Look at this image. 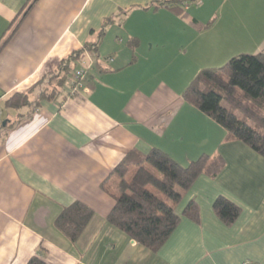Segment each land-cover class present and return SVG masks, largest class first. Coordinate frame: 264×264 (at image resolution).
<instances>
[{
  "label": "crops",
  "instance_id": "obj_1",
  "mask_svg": "<svg viewBox=\"0 0 264 264\" xmlns=\"http://www.w3.org/2000/svg\"><path fill=\"white\" fill-rule=\"evenodd\" d=\"M28 1L0 0V264H264V158L182 97L202 69L264 56V0H188L180 13L172 0ZM78 52L70 67L83 90L3 108L14 93L38 101L44 78ZM151 149L181 166L202 155L224 165L183 193L156 252L107 222L113 170ZM219 197L239 209L230 225L213 209ZM73 203L92 212L74 242L56 226Z\"/></svg>",
  "mask_w": 264,
  "mask_h": 264
},
{
  "label": "trees",
  "instance_id": "obj_2",
  "mask_svg": "<svg viewBox=\"0 0 264 264\" xmlns=\"http://www.w3.org/2000/svg\"><path fill=\"white\" fill-rule=\"evenodd\" d=\"M37 0H29L30 7ZM188 0H172L173 8L181 12ZM169 2V3H170ZM103 31L98 36V41ZM98 42L86 47L94 52ZM81 52L62 61L56 72L46 76V87L38 101L30 102L27 94L14 93L4 101L3 108L19 109L37 106L41 100H54L68 83L72 68L70 60L78 59ZM67 93V92H66ZM68 95L72 96L68 91ZM186 103L222 127L230 140L240 141L264 158V56L240 54L217 68L202 69L182 93ZM24 117H29L27 114ZM22 118V116H21ZM7 120L5 121L7 126ZM220 156L202 155L187 166H181L166 153L151 149L145 156L131 152L113 170L118 182L115 205L107 222L123 232L138 245L156 252L176 228L179 217L175 206L200 174L215 177L223 168ZM218 218L230 225L239 209L219 197L213 204ZM184 215L197 216V208L190 202ZM92 212L80 203L65 208L56 220L57 228L70 241L80 235ZM27 264H46L32 257Z\"/></svg>",
  "mask_w": 264,
  "mask_h": 264
},
{
  "label": "built area",
  "instance_id": "obj_3",
  "mask_svg": "<svg viewBox=\"0 0 264 264\" xmlns=\"http://www.w3.org/2000/svg\"><path fill=\"white\" fill-rule=\"evenodd\" d=\"M69 92L71 95H76L79 91L84 89L83 85V72L75 71L68 77ZM1 114V110H0Z\"/></svg>",
  "mask_w": 264,
  "mask_h": 264
},
{
  "label": "rangeland",
  "instance_id": "obj_4",
  "mask_svg": "<svg viewBox=\"0 0 264 264\" xmlns=\"http://www.w3.org/2000/svg\"><path fill=\"white\" fill-rule=\"evenodd\" d=\"M76 66H77V65H76ZM64 87H65V89H66V88L69 87V86H68V84H66ZM2 123H3V122H2ZM207 156H208V155H207Z\"/></svg>",
  "mask_w": 264,
  "mask_h": 264
},
{
  "label": "water",
  "instance_id": "obj_5",
  "mask_svg": "<svg viewBox=\"0 0 264 264\" xmlns=\"http://www.w3.org/2000/svg\"><path fill=\"white\" fill-rule=\"evenodd\" d=\"M5 125H6V123H5V122H3V123H2V126L4 127Z\"/></svg>",
  "mask_w": 264,
  "mask_h": 264
}]
</instances>
